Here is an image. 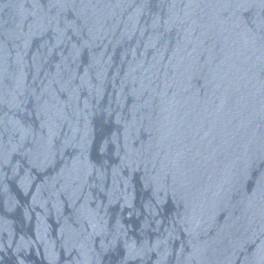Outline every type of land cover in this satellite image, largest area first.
<instances>
[{
    "label": "water",
    "instance_id": "1",
    "mask_svg": "<svg viewBox=\"0 0 264 264\" xmlns=\"http://www.w3.org/2000/svg\"><path fill=\"white\" fill-rule=\"evenodd\" d=\"M0 264H264V0H0Z\"/></svg>",
    "mask_w": 264,
    "mask_h": 264
}]
</instances>
